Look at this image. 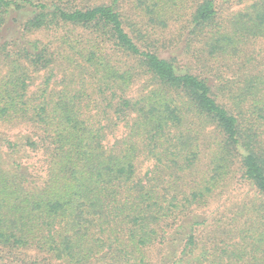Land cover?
<instances>
[{
	"label": "trees",
	"instance_id": "1",
	"mask_svg": "<svg viewBox=\"0 0 264 264\" xmlns=\"http://www.w3.org/2000/svg\"><path fill=\"white\" fill-rule=\"evenodd\" d=\"M190 2L0 0V264H264V0Z\"/></svg>",
	"mask_w": 264,
	"mask_h": 264
},
{
	"label": "rangeland",
	"instance_id": "2",
	"mask_svg": "<svg viewBox=\"0 0 264 264\" xmlns=\"http://www.w3.org/2000/svg\"><path fill=\"white\" fill-rule=\"evenodd\" d=\"M106 1L108 0H79V3H82L80 5H83V4H86V5H95V4H98V3H105ZM182 4H176L174 3L173 5L179 7V8H183L184 9V15L185 17H188V14L192 11L193 7H192V4L190 2V0H181ZM127 15L128 17L132 18V19H136V18H143V17H140L139 15L137 16L136 14V10L133 8V5L131 3H127ZM125 6V7H126ZM133 8V9H132ZM171 19L169 20L170 22V27L166 30H163V29H158V32L163 34V35H173L175 38H177L178 40H180L181 38H183V35L185 37V34L182 32L181 30V25L180 24H177V22L175 21H178L179 22V18L177 20ZM174 29V32L173 33H170L171 32V29ZM168 35V36H169ZM35 37V35H33ZM38 75L40 76L38 79H36V84L37 86L41 83L43 77L41 78V76H43L42 72H39ZM35 87V85L33 86ZM3 127L0 126V130L2 129ZM11 134L16 133L15 130H12V131H9ZM123 133V129L122 128H118V130H116V136L120 137ZM111 139H113V137H111Z\"/></svg>",
	"mask_w": 264,
	"mask_h": 264
}]
</instances>
